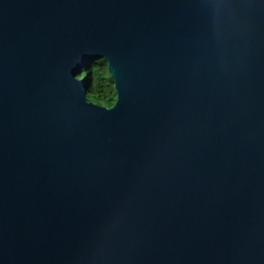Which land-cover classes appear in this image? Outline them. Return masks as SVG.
<instances>
[{
	"label": "water",
	"instance_id": "95a60500",
	"mask_svg": "<svg viewBox=\"0 0 264 264\" xmlns=\"http://www.w3.org/2000/svg\"><path fill=\"white\" fill-rule=\"evenodd\" d=\"M0 264H264V0H0Z\"/></svg>",
	"mask_w": 264,
	"mask_h": 264
},
{
	"label": "trees",
	"instance_id": "16d2710c",
	"mask_svg": "<svg viewBox=\"0 0 264 264\" xmlns=\"http://www.w3.org/2000/svg\"><path fill=\"white\" fill-rule=\"evenodd\" d=\"M84 75L91 79L87 100L100 106L110 107L115 100V92L106 69V62L103 59L93 61L77 77Z\"/></svg>",
	"mask_w": 264,
	"mask_h": 264
}]
</instances>
